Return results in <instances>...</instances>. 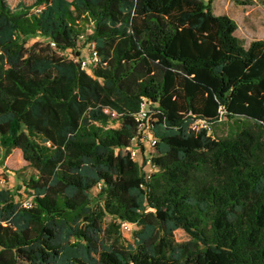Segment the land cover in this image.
<instances>
[{"label":"trees","instance_id":"trees-1","mask_svg":"<svg viewBox=\"0 0 264 264\" xmlns=\"http://www.w3.org/2000/svg\"><path fill=\"white\" fill-rule=\"evenodd\" d=\"M212 1L0 0V150L35 170L0 185V264H264V38ZM143 99L148 179L126 149ZM222 115L224 136L191 127Z\"/></svg>","mask_w":264,"mask_h":264},{"label":"rangeland","instance_id":"rangeland-1","mask_svg":"<svg viewBox=\"0 0 264 264\" xmlns=\"http://www.w3.org/2000/svg\"><path fill=\"white\" fill-rule=\"evenodd\" d=\"M9 6L16 9L17 5H28L31 0H8ZM211 8L214 14H224L229 16L236 23L234 35L238 37L244 46H247L253 39L264 38V0H213ZM36 39H42L41 36H34L29 39V43ZM82 57L87 56L88 49L84 42H79ZM230 118L222 115L221 119L211 125L209 131L217 136H224L232 131L236 125ZM35 170L22 159L21 151L13 148L4 158L0 150V185L14 189L20 184V179L28 178L33 175ZM26 196L23 189H19L16 199L20 200ZM111 216L106 215L103 218V226H107ZM135 225L129 223L123 226L120 223V231L124 239L132 240V230Z\"/></svg>","mask_w":264,"mask_h":264},{"label":"built area","instance_id":"built-area-1","mask_svg":"<svg viewBox=\"0 0 264 264\" xmlns=\"http://www.w3.org/2000/svg\"><path fill=\"white\" fill-rule=\"evenodd\" d=\"M80 39L83 42L84 35H80ZM88 49L87 56L82 57L80 59V65L84 68L87 72H90L91 67L99 62V54L95 49L94 43L86 42L85 43ZM104 112L109 113L112 118L118 116V114L110 110L108 108L103 109ZM154 113L148 107L147 102L145 99L142 100L140 103L139 110L135 113L134 118L136 121V133L131 137L129 146L126 149L129 152L131 159L134 161H139L140 163L143 162V168L145 171V179L150 177L152 171H154V167L150 160L149 151L155 145L156 138L153 136L152 133V114ZM220 120V119H219ZM212 122L198 117L193 120L191 123V127L193 129H200L204 128L206 130H210ZM20 203L23 207H30L32 205L31 196H25L20 200ZM123 226L129 224V222L123 221L121 222Z\"/></svg>","mask_w":264,"mask_h":264},{"label":"crops","instance_id":"crops-1","mask_svg":"<svg viewBox=\"0 0 264 264\" xmlns=\"http://www.w3.org/2000/svg\"><path fill=\"white\" fill-rule=\"evenodd\" d=\"M16 149H18V148H16ZM20 150V149H19Z\"/></svg>","mask_w":264,"mask_h":264}]
</instances>
